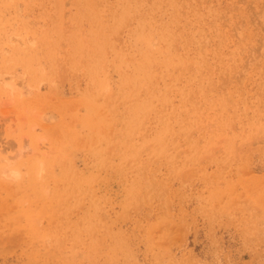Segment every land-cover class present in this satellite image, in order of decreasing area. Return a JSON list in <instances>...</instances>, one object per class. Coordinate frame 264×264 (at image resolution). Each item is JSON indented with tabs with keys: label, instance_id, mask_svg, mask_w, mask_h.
<instances>
[{
	"label": "rangeland",
	"instance_id": "374dc122",
	"mask_svg": "<svg viewBox=\"0 0 264 264\" xmlns=\"http://www.w3.org/2000/svg\"><path fill=\"white\" fill-rule=\"evenodd\" d=\"M0 264H264V0H0Z\"/></svg>",
	"mask_w": 264,
	"mask_h": 264
}]
</instances>
